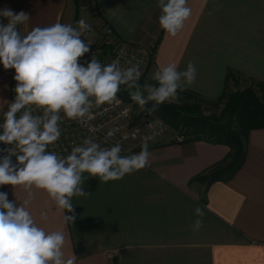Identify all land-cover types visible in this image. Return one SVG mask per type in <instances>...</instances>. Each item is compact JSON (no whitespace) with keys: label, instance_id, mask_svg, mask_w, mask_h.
Instances as JSON below:
<instances>
[{"label":"crops","instance_id":"0c3cea01","mask_svg":"<svg viewBox=\"0 0 264 264\" xmlns=\"http://www.w3.org/2000/svg\"><path fill=\"white\" fill-rule=\"evenodd\" d=\"M1 1L0 9L30 16L26 33L54 23L74 26L70 0ZM187 6L191 15L175 36L158 23L159 0H92L84 15L94 41L107 27L108 35L150 51L157 44L149 78L158 66L184 71L191 61L196 79L186 89L208 99L223 94L229 69L264 82V0H187ZM9 84L0 72V117L10 103ZM149 151L148 166L122 179L85 180L89 194L71 198L74 213L58 210L35 187L3 185L0 192L17 207L30 200L26 207L46 232L63 231L65 258L74 264H264V129L250 132L244 166L232 180L211 185L206 204L205 187L190 180L222 161L228 146L186 138ZM73 214L75 221L65 224ZM197 219L202 226L194 231Z\"/></svg>","mask_w":264,"mask_h":264},{"label":"clouds","instance_id":"9594fccd","mask_svg":"<svg viewBox=\"0 0 264 264\" xmlns=\"http://www.w3.org/2000/svg\"><path fill=\"white\" fill-rule=\"evenodd\" d=\"M159 8L158 23L171 36L191 15L187 0H159ZM0 17L7 21L0 22V64L5 70L14 69L16 81L15 99L8 104L0 124V142L14 145L0 158V186L42 189L58 210L74 213L71 198L89 194L82 187L89 177L104 182L119 180L147 167L149 141L157 133L144 138L139 153L124 156L121 144L104 147L91 136L72 147L66 157L47 149L61 136V113L69 120L88 124L94 119V107L118 102L121 86L149 115L165 102L179 103L178 90H186L196 79L194 63L188 62L184 71H178L176 64L158 66L151 76L155 83L141 85L143 72L140 62H133L135 57L127 61L128 67H122L119 60L102 65L95 55L90 60L82 59L92 51V40L82 38L92 31L83 19L77 27L54 23L34 27L25 34L19 26L29 21L27 13L5 7L0 9ZM37 110L41 114H34ZM127 114V109L121 113ZM116 131L109 130L105 140ZM12 156L20 167L13 164ZM29 203L27 199L17 207L7 193L0 192V264H74L72 258H65V233L46 232L38 226L26 207ZM195 213L197 217L204 215L200 207ZM41 215L46 218L47 213ZM75 219L74 214L64 216L65 224ZM201 226L202 220L197 219L193 230Z\"/></svg>","mask_w":264,"mask_h":264},{"label":"trees","instance_id":"16d2710c","mask_svg":"<svg viewBox=\"0 0 264 264\" xmlns=\"http://www.w3.org/2000/svg\"><path fill=\"white\" fill-rule=\"evenodd\" d=\"M78 20L79 9L74 19L75 25ZM156 47L157 44L152 49V62L142 76L141 85L155 83L148 74L154 62ZM241 81L244 88L233 91L231 82L239 85ZM178 92L179 103L165 102L152 114L164 120L174 132L185 136L187 140L222 144L230 148L222 161L190 180V185L200 183L205 187L201 200L206 204L209 187L216 182L232 180L244 166L250 132L264 129V82L229 69L224 92L217 99H208L188 89ZM121 96L126 102L138 106L131 101L128 90ZM208 110L215 111L208 114ZM144 114L147 115V111L144 110Z\"/></svg>","mask_w":264,"mask_h":264},{"label":"built area","instance_id":"2783aa9c","mask_svg":"<svg viewBox=\"0 0 264 264\" xmlns=\"http://www.w3.org/2000/svg\"><path fill=\"white\" fill-rule=\"evenodd\" d=\"M2 1L0 0V4ZM0 22L7 23L0 18ZM20 30L26 34L25 26H19ZM103 30L107 33L104 37L100 38L98 42L92 41V51L85 54L83 60H90L91 55L101 62L102 65L111 63L113 60H119L122 67H128L127 61L135 57L133 62L139 61L143 75L146 69L152 62V50L145 49L134 43L124 41L115 35H108V28L104 27ZM83 39H91L90 33H85L82 36ZM92 40V39H91ZM0 72L3 76L9 79V97L10 102L15 99V86L16 81L13 79L14 69L5 70L3 65L0 64ZM142 75V76H143ZM141 76V79H142ZM140 79V81H141ZM127 90L125 86H121V90L117 93V101L113 104H104L99 107L93 108L94 119L88 122V124H80L77 121L69 120L63 117L61 113V136L57 142L48 146V151H54L58 155L66 157L70 154L72 147L78 145L86 137L91 136L96 142L101 143L104 147H111L112 145L119 143L122 145L121 155L134 154L141 149V143L145 137L157 133L154 140L149 141V147H153L156 144L161 143L163 138L170 133V125L164 120L159 118H145L140 119L132 104L126 102L121 94ZM128 110L127 116L121 115L124 110ZM7 111V110H6ZM96 113H100L96 115ZM4 114V113H3ZM0 117V124L3 123L4 115ZM34 114H41L39 110ZM20 115L19 113L17 114ZM151 125V127H149ZM109 130H117L115 135L105 140V136ZM2 134V130H0ZM186 141V137L176 134L170 140V142L183 143ZM14 147V145H6L0 142V158L7 155V148ZM19 154V150H16ZM13 164H17L16 157L12 156ZM17 167L20 165L17 164Z\"/></svg>","mask_w":264,"mask_h":264},{"label":"rangeland","instance_id":"374dc122","mask_svg":"<svg viewBox=\"0 0 264 264\" xmlns=\"http://www.w3.org/2000/svg\"><path fill=\"white\" fill-rule=\"evenodd\" d=\"M70 4L73 6V7H75V16L77 15V9H79V20L78 21H80L81 19H83V20H85V22L87 23V24H89L90 26L91 25H93L92 23H89V17L88 16H85L84 14H86L89 10L88 9H90L91 10V6H92V0H70ZM78 7V8H77ZM75 16H74V19H75ZM2 20H4V21H6L4 18H2V17H0ZM77 25L78 24H74V27H77ZM91 29H92V26H91ZM92 31H93V29H92ZM92 41L93 42H98V41H94L93 39H92ZM242 83H243V81H241L240 83H239V85L238 84H236V83H234V82H231V89L233 90V91H236V90H241V89H243L244 87L242 86ZM145 84H148L147 82L145 83ZM142 91H144V94H147V91H145L144 89H142ZM134 107V109H135V112H136V114H137V116L142 120V119H145V118H148V119H150V118H159V117H157V116H155V115H153V114H151V115H149V114H147V115H145L144 114V110H141V108H140V106L138 105L137 107H135V106H133ZM215 110H212V112H210V110H208L207 111V113L209 114V113H213ZM159 119H161V118H159ZM177 133L176 132H174L173 130H172V128L170 127V133H169V135L167 136V138H163V141H161V143H167V142H170V138L171 137H173V136H175ZM161 143H159V144H161Z\"/></svg>","mask_w":264,"mask_h":264}]
</instances>
